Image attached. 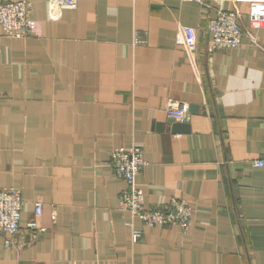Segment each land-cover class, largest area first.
<instances>
[{"label": "crops", "instance_id": "obj_1", "mask_svg": "<svg viewBox=\"0 0 264 264\" xmlns=\"http://www.w3.org/2000/svg\"><path fill=\"white\" fill-rule=\"evenodd\" d=\"M30 1V37L0 25V189L24 195L0 264H264V28L259 46L208 49L215 10L247 26L252 0ZM169 99L199 106L190 131ZM132 146L146 205L186 200L188 228L122 209L111 152Z\"/></svg>", "mask_w": 264, "mask_h": 264}, {"label": "built area", "instance_id": "obj_2", "mask_svg": "<svg viewBox=\"0 0 264 264\" xmlns=\"http://www.w3.org/2000/svg\"><path fill=\"white\" fill-rule=\"evenodd\" d=\"M205 7H211L205 0H197ZM30 0L0 1V25L4 33L11 38H27L32 35L36 22L31 18ZM216 15L209 22V52L226 51L238 48L245 39L259 46L258 30L264 28V0H252L248 12V25L242 24L240 10L218 8ZM137 43L143 42L136 36ZM167 115L175 122H184L188 108L169 99L166 107ZM112 166L115 173L127 182L126 190L120 196L121 207L132 216L149 226L178 224L188 228L193 221V209L186 200L172 199L162 207L151 208L146 205L145 193L137 187L136 178L146 164L143 151L138 146L120 147L111 152ZM264 167V157L255 161ZM24 195L22 189H0V232L7 236L15 235L21 228ZM43 212V201L34 202V216ZM28 222L27 227L38 231L36 218ZM141 237L140 230L132 231V238L137 241ZM6 243H10L7 239Z\"/></svg>", "mask_w": 264, "mask_h": 264}, {"label": "water", "instance_id": "obj_3", "mask_svg": "<svg viewBox=\"0 0 264 264\" xmlns=\"http://www.w3.org/2000/svg\"><path fill=\"white\" fill-rule=\"evenodd\" d=\"M199 106L192 104L186 113L184 122H175L173 119H169V123L172 125L173 132H188L190 131V115L197 113Z\"/></svg>", "mask_w": 264, "mask_h": 264}]
</instances>
